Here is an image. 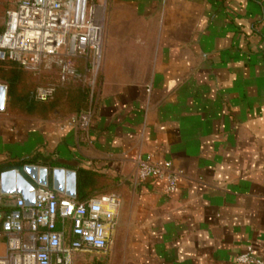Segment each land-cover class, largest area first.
Here are the masks:
<instances>
[{
    "label": "crops",
    "instance_id": "crops-1",
    "mask_svg": "<svg viewBox=\"0 0 264 264\" xmlns=\"http://www.w3.org/2000/svg\"><path fill=\"white\" fill-rule=\"evenodd\" d=\"M102 62L93 104L0 112V163L106 177L120 202L109 264H236L249 245L264 257V0H113ZM139 159L182 171L176 192L138 182Z\"/></svg>",
    "mask_w": 264,
    "mask_h": 264
},
{
    "label": "built area",
    "instance_id": "built-area-1",
    "mask_svg": "<svg viewBox=\"0 0 264 264\" xmlns=\"http://www.w3.org/2000/svg\"><path fill=\"white\" fill-rule=\"evenodd\" d=\"M104 33L105 10L95 0H16L5 15L0 58L3 55L2 59L31 71L53 59L61 65L59 84L71 79L83 83L93 104ZM83 60L87 65L81 72L77 62ZM56 89L57 85L38 88L36 100L49 101ZM182 178L183 172L171 162L137 160L136 180L164 183L167 195L176 192ZM32 187L34 199L28 205L22 195L3 194L0 177V207L5 197L15 207L2 219L0 240L6 239L7 251L0 264H75L77 258L107 251L120 204L116 195L98 194L79 202L59 197L53 189ZM235 263L264 264V257H258L249 245Z\"/></svg>",
    "mask_w": 264,
    "mask_h": 264
},
{
    "label": "trees",
    "instance_id": "trees-1",
    "mask_svg": "<svg viewBox=\"0 0 264 264\" xmlns=\"http://www.w3.org/2000/svg\"><path fill=\"white\" fill-rule=\"evenodd\" d=\"M3 12V6H0V16ZM7 12V11H6ZM6 15V13H5ZM5 21V20H4ZM4 30V25L0 28V36L2 35ZM55 65H58V68L61 71V65L54 61ZM83 72V70L81 71ZM30 73V72H29ZM26 70L14 64L7 58H0V83L7 86V102H6V113L12 115H36L41 118H49L53 116L56 112L60 111L61 107V98L58 97L60 92H64L65 89L69 88L70 83L74 80L68 81L63 87H57L56 92L52 99L46 102H40L37 100L29 99V92L27 89V82L31 74H29ZM49 85H45L43 87H48ZM64 90V91H63ZM57 96V97H55ZM79 97L82 99L88 98V92L83 91L79 94ZM35 164L36 166H47L50 171H53L56 167L55 164L41 163L37 164L33 160L22 159V160H11L4 161L0 163V175L18 170L20 173L26 178L29 179L23 168L27 165ZM78 183H77V200L79 202H87L90 198L94 197L98 194H105L103 189L107 188L110 185V181L97 173L92 171L78 170ZM49 189H52V185L50 183ZM59 197L61 195L57 194ZM0 210L4 211L5 215L12 213L15 211V207L8 198L3 199L2 206ZM100 264V263H93Z\"/></svg>",
    "mask_w": 264,
    "mask_h": 264
},
{
    "label": "rangeland",
    "instance_id": "rangeland-1",
    "mask_svg": "<svg viewBox=\"0 0 264 264\" xmlns=\"http://www.w3.org/2000/svg\"><path fill=\"white\" fill-rule=\"evenodd\" d=\"M16 0H0V6H3V12L0 16V28L3 27L4 25V20H5V13L6 11L10 10L13 5L14 2ZM97 5H102L104 7L105 10V24L108 23V20L111 16V12H112V7H113V0H95ZM16 64V63H14ZM78 68L80 71L83 70L87 65V61H78ZM18 65V64H17ZM102 65L103 62L101 61V68L100 71L98 73V83H97V92H98V84L99 81L101 79V77H103L102 74ZM19 66V65H18ZM26 70L29 74H31L29 77V80L27 82V89L29 92V99L32 100H36V91L38 88H41L43 86H51V85H57V87L59 88L60 86L63 87L62 85L59 84V74H60V69L58 68V65H55V62L53 59H50L46 62H44L42 64V66L36 70V71H31V70ZM127 78H132V79H139V80H143L144 78L147 77V74L145 73H140V74H126L125 75ZM57 88V89H58ZM87 91L88 89L86 87H84L83 83L81 82H76V81H72L70 83L69 88L65 89L64 92H60V94L58 95V97L62 99H68L70 100L72 97H74V99H77V97H79V94L82 93L83 91ZM57 97V96H55ZM71 105L68 106L67 108H69L70 110L73 107L72 103H70ZM114 235V234H113ZM113 251H116L117 245L115 244L113 247ZM111 249L109 248L107 250V253H98V254H93V255H89L88 257H86V259L83 258H78L75 260V264H93V263H100V264H109V259H110V254L113 252L111 251Z\"/></svg>",
    "mask_w": 264,
    "mask_h": 264
},
{
    "label": "water",
    "instance_id": "water-1",
    "mask_svg": "<svg viewBox=\"0 0 264 264\" xmlns=\"http://www.w3.org/2000/svg\"><path fill=\"white\" fill-rule=\"evenodd\" d=\"M3 58V55H1ZM8 88L5 85H0V112L6 109ZM24 173L35 184L48 188L50 186V177L52 180L53 190L72 199H77V172L62 168L54 169L51 173L49 169L38 166H25ZM2 193L5 195H22L26 203H33V195L30 191L32 185L18 171H9L1 175Z\"/></svg>",
    "mask_w": 264,
    "mask_h": 264
},
{
    "label": "bare ground",
    "instance_id": "bare-ground-1",
    "mask_svg": "<svg viewBox=\"0 0 264 264\" xmlns=\"http://www.w3.org/2000/svg\"><path fill=\"white\" fill-rule=\"evenodd\" d=\"M102 10V9H101Z\"/></svg>",
    "mask_w": 264,
    "mask_h": 264
}]
</instances>
